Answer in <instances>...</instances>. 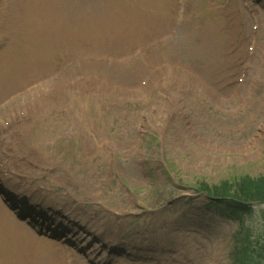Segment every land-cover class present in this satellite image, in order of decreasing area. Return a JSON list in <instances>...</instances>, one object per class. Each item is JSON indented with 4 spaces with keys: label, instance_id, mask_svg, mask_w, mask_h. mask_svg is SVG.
Masks as SVG:
<instances>
[{
    "label": "rangeland",
    "instance_id": "rangeland-1",
    "mask_svg": "<svg viewBox=\"0 0 264 264\" xmlns=\"http://www.w3.org/2000/svg\"><path fill=\"white\" fill-rule=\"evenodd\" d=\"M203 1L189 0V11L198 18L199 13L212 11L205 16L218 26L216 34L209 29L212 50L222 44L215 38L227 40L233 31L253 34L257 58L241 88L224 86L235 72L229 68L223 78L210 83L221 79L220 95L214 93L216 100L198 86L191 89L195 97L189 99L185 86L178 90L175 83L181 77V70L176 68H164L149 87L140 88L143 86L136 84L142 71L121 75L109 67L110 71L95 72L90 64H82L73 71L80 75L78 79L62 76L47 92H33L30 98L0 109V141L6 143L12 161L4 160L5 168L37 184L38 195L56 194L67 199L76 217L86 218L85 231L89 234L81 233L85 237L78 245L82 248L93 241L85 252L97 264H103L104 256L111 260L108 264H155L157 259L159 264H164L162 259L170 264H264V203L252 205L235 239L238 223L215 206L206 208L207 199L195 189L202 183L226 184L224 190L233 198L251 199L249 194L261 192L258 197L264 198V179L258 184L251 182L264 178V114L260 113L264 106L256 104L264 100V8L253 5L248 9L241 0H234L237 7H224L222 0ZM1 3L4 5V0ZM237 9L242 16L235 14ZM81 10L89 12L92 8ZM246 23L247 28L243 26ZM254 25L258 26L255 30ZM41 41L22 33L25 52ZM169 48L173 59L165 53L158 62L205 74L200 62L189 56L193 45L181 46L174 41ZM93 49L97 54L115 56L110 62L91 63L99 67L119 63L116 58L123 53L119 48L105 50L102 46L80 50L85 55ZM220 62L211 70L219 68ZM119 64L123 69L134 67L129 62ZM31 71H23L21 81L41 77L36 70ZM161 77L170 79L172 85L162 90ZM17 78L8 81L9 95L17 90L13 89ZM200 81L205 83V78ZM189 83L194 85L191 80ZM227 112L237 115L228 123L230 130L223 116ZM65 114L71 118L73 134L61 140L53 138L45 125L40 135L41 122L48 117L60 122ZM12 115L15 119L9 125L13 126L7 131L2 122ZM30 134L38 139L47 160L34 153L31 141L26 140ZM55 165L63 175L57 176L61 172L53 168ZM64 175L76 176L69 179L73 185L63 184ZM3 222L1 217L0 226ZM52 249L56 250H47L49 259L45 255L47 261L42 259L41 264L61 256L57 248ZM78 264L87 263L81 259Z\"/></svg>",
    "mask_w": 264,
    "mask_h": 264
},
{
    "label": "bare ground",
    "instance_id": "bare-ground-1",
    "mask_svg": "<svg viewBox=\"0 0 264 264\" xmlns=\"http://www.w3.org/2000/svg\"><path fill=\"white\" fill-rule=\"evenodd\" d=\"M14 1L17 3L18 11L20 9H22V6L39 5L37 0H14ZM153 1H155V0H153ZM160 1L162 3L159 6H160V8H162V11L164 13V10H163L164 3L169 2L170 0H160ZM163 13L160 11L162 24L164 25L166 23V18L164 17ZM149 18H150L149 16L140 15V16L136 17L135 19H132L131 22H132L134 27H137V26L142 27L147 23ZM158 24H160V23H158ZM112 25H113V27H116V29H117V34H118L117 40H120V39L126 37V35H125V33H126L125 32V27H126L125 18L118 20V21L113 20ZM206 31H207V29L203 32V34H205ZM192 37H193V35H192ZM200 39H201V44H203L205 41L201 37H200ZM121 43L123 45H125L126 41H121ZM205 48H206V45H204V48H203V51L201 52V54L197 53V52L192 53V57H194L198 61L203 62V66H202L203 69H205V68L209 67V65L213 64L212 60L210 59V53L207 51L204 52ZM216 57L220 58L219 52L216 53ZM25 61L26 60L23 59L22 57L19 58L16 56H15V60H13V61H10V58H5V57L0 59V92H3L7 89L9 83L6 81H8L10 76H12L14 74L19 75L20 65H21V63H24ZM205 63H207V66ZM209 76H210V74H209ZM209 91L212 92L211 89H209ZM213 91H214V88H213ZM12 215H14V213H12ZM16 252H17V258L13 262H6L5 261L2 264H15L19 259H20L19 264H22V262L26 261V258H24V257L22 258V247L17 246Z\"/></svg>",
    "mask_w": 264,
    "mask_h": 264
},
{
    "label": "trees",
    "instance_id": "trees-1",
    "mask_svg": "<svg viewBox=\"0 0 264 264\" xmlns=\"http://www.w3.org/2000/svg\"><path fill=\"white\" fill-rule=\"evenodd\" d=\"M264 178H261V179H258V180H251V182H252V184H258L259 182H261L262 180H263ZM220 186H223V188H218V187H220ZM220 186H215V187H209L208 185H205L204 186V189L206 190V191H211V190H213L214 189V193L216 194V195H219L220 197H222V198H224V199H230V200H232L233 202L235 201V199L236 200H240V202L241 201H246V200H248V201H254V200H263L264 198H259L258 196L259 195H261V194H263V192H261V193H257V194H254V193H251V194H249V196H251V199H248V198H242V199H239V198H237V197H235V198H233V197H231V195L226 191V190H224L225 189V187L227 186L226 184H221ZM216 197H218V196H216ZM233 202H231V204H234ZM238 205V206H237ZM233 205H231V207H232ZM234 206L237 208V209H240V208H242V210L243 211H245L246 210V208L244 207V205L242 204V203H240V204H234ZM233 208V207H232ZM233 211V210H232ZM235 212V211H234Z\"/></svg>",
    "mask_w": 264,
    "mask_h": 264
}]
</instances>
